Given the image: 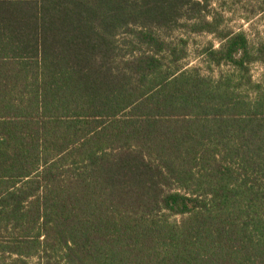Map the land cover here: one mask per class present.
Returning <instances> with one entry per match:
<instances>
[{
    "label": "trees",
    "instance_id": "trees-1",
    "mask_svg": "<svg viewBox=\"0 0 264 264\" xmlns=\"http://www.w3.org/2000/svg\"><path fill=\"white\" fill-rule=\"evenodd\" d=\"M215 1L0 0V264H264V45Z\"/></svg>",
    "mask_w": 264,
    "mask_h": 264
},
{
    "label": "rangeland",
    "instance_id": "rangeland-1",
    "mask_svg": "<svg viewBox=\"0 0 264 264\" xmlns=\"http://www.w3.org/2000/svg\"><path fill=\"white\" fill-rule=\"evenodd\" d=\"M214 9L223 16L227 29L242 31L252 46L264 45V0H216ZM218 42L212 36L197 37L192 40L194 47ZM189 67L199 64V60H189ZM250 74L254 82L264 81V62L252 64Z\"/></svg>",
    "mask_w": 264,
    "mask_h": 264
}]
</instances>
